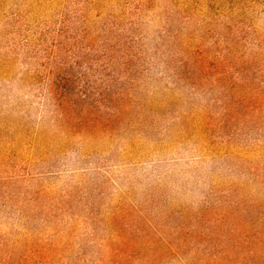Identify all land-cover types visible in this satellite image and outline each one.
Wrapping results in <instances>:
<instances>
[{"label": "rangeland", "instance_id": "obj_1", "mask_svg": "<svg viewBox=\"0 0 264 264\" xmlns=\"http://www.w3.org/2000/svg\"><path fill=\"white\" fill-rule=\"evenodd\" d=\"M0 264H264V0H0Z\"/></svg>", "mask_w": 264, "mask_h": 264}]
</instances>
